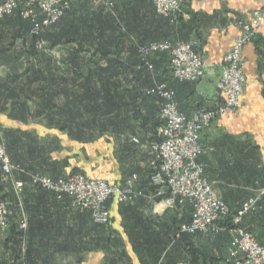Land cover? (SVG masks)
Listing matches in <instances>:
<instances>
[{
	"label": "crops",
	"instance_id": "crops-1",
	"mask_svg": "<svg viewBox=\"0 0 264 264\" xmlns=\"http://www.w3.org/2000/svg\"><path fill=\"white\" fill-rule=\"evenodd\" d=\"M125 8L131 30V39L126 45L129 48H136L134 42L147 44L154 40L174 43L192 40L196 43L206 66L200 82L173 81L165 56H161L157 64L161 73L157 79L171 83L180 111L191 114L197 108H216L223 103L218 89L223 57L242 33L238 22L250 21L256 10L264 8V0H196L183 9L175 24L155 14L152 0H132ZM52 31L54 27L48 33ZM37 42L19 16L0 21V68L7 70L0 76V126L5 139L11 143L9 154L13 161L56 178L83 171L111 184H121L129 175L137 173L141 177L140 187L151 192L147 180L151 159L149 146L159 116L157 101L150 98L141 107L148 117L146 125L143 126L142 121H129L124 129L112 128L100 137L96 133L93 142H78L68 132L59 131L62 124L58 115L71 107L72 92L79 93V85L84 81V75L72 72L69 58L72 45L50 47V56L43 57L38 53ZM59 47L58 53L62 56L56 57L54 50ZM245 58L247 84L239 114L226 113L202 134L207 153L201 162L206 166V176L232 205L237 196L230 199L231 193L253 195L256 186L264 187V22L258 28L256 39L245 47ZM38 60L41 66L36 64ZM84 64L77 63L79 68ZM152 81L149 74L139 80L144 87ZM73 82H77L78 87L72 86ZM134 137L138 138V144L131 141ZM1 179L0 202L10 203L18 231H21V221L27 220L32 257L38 264H108L109 259L111 264H144L133 252L127 237L130 224L135 222L129 215L133 212L140 220L134 225L135 232L144 231L146 225L149 233L161 235L174 224L175 211L182 213L188 209L191 216L189 207L168 209L151 199L127 205L114 201L111 205V244L104 246L107 234L94 233L100 247L95 243L96 249L86 252L80 247V242L85 243L92 237L86 230V212L72 211L66 202L55 201L54 195L32 186L27 180L26 188L18 197L13 185ZM254 179L258 182L253 184ZM126 207L133 211L124 213ZM248 218L244 221L245 227L249 225ZM6 241L7 234L0 238V264H14L15 254L8 249L10 242ZM70 241L78 245L70 247ZM229 245L230 236L226 233L216 237L198 234L187 239L183 247L168 258L162 255L156 264H186L189 257L203 264H225Z\"/></svg>",
	"mask_w": 264,
	"mask_h": 264
},
{
	"label": "built area",
	"instance_id": "built-area-1",
	"mask_svg": "<svg viewBox=\"0 0 264 264\" xmlns=\"http://www.w3.org/2000/svg\"><path fill=\"white\" fill-rule=\"evenodd\" d=\"M113 7L116 1L96 0ZM72 0H4L0 4V21L14 14L29 25V34L40 37L67 17ZM191 0H153L158 17L175 24L180 9ZM250 21L240 20L241 35L223 57V66L218 82L223 103L216 108L200 107L191 114L180 111L176 101V91L168 81L157 79L154 60L161 54L168 56L167 68L173 81L177 83H198L205 75V60L197 50L194 41L170 42L154 41L137 46L138 71L153 78V85L144 91L148 98L159 104L160 127L149 146L150 164L147 180L151 192L141 187V177L132 173L121 184H111L102 178L82 173H74L65 178H54L47 173L32 171L12 161L6 147L4 132L0 126V173L4 181L13 185L19 197L29 182L67 202L72 211L88 212L96 225L111 223V202L134 204L139 200L159 201L168 209H191V220L181 225L180 234L230 236V245L225 264H264V245L260 244L244 226L247 216L264 210V187L253 189V195L246 199L227 224L230 208L206 176V166L201 158L207 149L202 134L226 113L237 115L247 84L244 72L245 47L258 35V28L264 22V10ZM138 144L137 137L131 139ZM28 182H27V181ZM14 214L7 201L0 202V238L10 229ZM24 232L28 229L27 220L20 223ZM186 264H193L188 261ZM203 264V263H197Z\"/></svg>",
	"mask_w": 264,
	"mask_h": 264
},
{
	"label": "trees",
	"instance_id": "trees-1",
	"mask_svg": "<svg viewBox=\"0 0 264 264\" xmlns=\"http://www.w3.org/2000/svg\"><path fill=\"white\" fill-rule=\"evenodd\" d=\"M67 17L62 19L57 25L53 26L54 31L49 33L47 32L45 35L47 34L49 35V41L53 47L63 44L64 45L69 44L75 46V48L72 49L71 54L69 56L70 62L71 64H73L72 72L74 74L84 75V81L82 82L84 85H82L83 88L79 87V89L81 90L78 93V95L75 97L76 99L72 98L73 95L71 96L70 99H75L73 100V103L71 102L72 100H70L71 107L67 108L64 111V113L58 114L60 118V122L62 124V126H60L59 128V131L68 132L69 136L77 140L78 142L88 143V142H93L95 140L96 133L100 137L105 133L109 132L112 128H115V130L124 129L126 128L125 127L126 123L129 121H136V122L142 121V123H144L142 125L143 126L146 125L148 123V117L144 116V114L142 113L140 101L143 98L150 99L144 95V91L153 85V81L147 87H144V84L139 82V80L147 73H143L142 71H138L136 69L137 66L139 65L137 48H131V47L129 48L126 46L127 44L125 43L124 45V43L121 42V40H119L116 43H113V40L112 41L110 40L111 44L109 47L108 38L105 35V33L103 34L102 31L104 27L103 28L100 27L101 32H99V36H97V39L92 36V34H94V30L91 31V35H90L91 41L89 43L90 45H93L95 47V49L97 50L95 53L97 55L101 57L106 56L108 59L110 58L111 59L108 60L104 65L103 63L96 62V66L90 69L86 68L88 67V65L86 64H84V67L82 66L81 68H79L77 63L84 61V58H81L82 54L91 51L90 50L91 48L86 49V46H84L82 41L78 40L77 38H74L75 31L72 29L73 27L71 25L63 26L65 28H61L62 25L58 26L62 21L66 20ZM121 19L127 22L128 24L127 28L130 29L129 20L127 16H120L119 20ZM115 20L117 21L116 18ZM21 22L27 27H29L28 23L22 20ZM129 32L131 33V30H129ZM72 33L73 36H71ZM43 36L33 37V38L35 42H37L38 40H42ZM98 37L100 38V40L103 39L104 40L101 41L99 44H96V42H98ZM94 38H95V42H93ZM154 41L160 42L161 40H154ZM140 44H144V43L141 42ZM34 46L35 45H33V47ZM112 47L114 50L111 49ZM81 49H85L86 52L84 51L82 52ZM126 51L127 54L125 55ZM161 56L162 57L165 56L166 62L168 61V56L166 54L159 55L158 58L153 61L156 68L158 67L157 64L160 63V60L162 59ZM94 59H92L93 65L95 64ZM95 73L97 74L93 75ZM95 78L99 80L97 81V85H98L97 87L92 86V81H94ZM162 81L165 80L162 79ZM132 83L134 84L133 87L131 89H128L127 85L129 84L132 85ZM123 108H125L126 111ZM160 125L161 124L157 119V122H155L154 124V133L151 137V141L155 139L157 130L160 127ZM6 147L9 154L11 143H9L8 140H6ZM11 159L13 161V157H11ZM15 163L24 166L21 162H15ZM79 172L87 175L83 171H79ZM257 182L258 181L256 179L253 180V184ZM235 196H237V199H235L236 202L233 205L229 201L223 198L224 201L229 206L231 212V215L227 218V220H225V223L227 224L230 222L233 214L237 211L240 205L246 199L251 197L252 194L251 195L247 194L245 196L243 195L242 197L238 195V193H231L230 199L235 198ZM53 197L55 201H58L55 196ZM113 203L114 201L111 202V205ZM132 211L133 210L130 207L124 208V213L126 214L128 212L131 213ZM175 212H176L174 216L175 222L171 227H168V229H166L167 231L164 233V235L155 232L149 233L147 231L148 227L146 225H144L143 228L144 231L135 232L134 225L135 224L137 225L138 222H140V220H138L139 219L138 216L135 215L133 212L129 215L131 218L135 219V222L134 225H132V223L130 224L132 227L131 230L127 233V237L131 244V248L133 252L137 254L140 262H143L144 264H156L160 261L162 255H165L168 258L169 255H171L173 252L179 250L181 246L183 247L187 239L194 237L188 234H181L179 237H177V235L180 234L181 225L185 223H189L191 220V216H190V211L188 209L184 210L182 213L178 211ZM256 212L259 214H264V211H256ZM85 214L87 216V224H88L86 230L88 232L89 231L91 232L90 235L89 234L88 235L89 237L90 236L92 237H90L91 239L89 238L85 243L80 242V247L82 250L88 252V251H92L93 249H96V247H100L99 243H97L94 239V233H102L104 235L107 234L108 238L110 237L111 234H110V224L107 226L96 225L92 222L90 214L88 212H86ZM29 231H30L29 226L26 232L22 230L18 231L16 224H14V216H13L11 220L10 229L7 233V241L10 242L8 249L12 250V252L15 254L16 262H18V263L14 262V264H38L37 262L35 263L32 257L33 247H32L31 239L29 238L30 236ZM108 238L107 240H104L103 243L104 246L109 247V245L111 244V240L110 238L109 239ZM95 243H96V247H95ZM68 244H70V247H74L78 245L75 244V242L73 241L68 242ZM103 248L105 249V247ZM128 258L129 257H127V259ZM129 261H131L130 258ZM188 261H190L193 264L199 263V261L192 259L190 257L189 259H187V262ZM43 262L45 263L47 262V260L45 259L43 260ZM111 263L112 262L109 259L108 264Z\"/></svg>",
	"mask_w": 264,
	"mask_h": 264
},
{
	"label": "rangeland",
	"instance_id": "rangeland-1",
	"mask_svg": "<svg viewBox=\"0 0 264 264\" xmlns=\"http://www.w3.org/2000/svg\"><path fill=\"white\" fill-rule=\"evenodd\" d=\"M194 1H196V0H191V2H189L187 5H184L180 9V11L175 14V16H179L182 13L183 9L187 6H189ZM131 2H132V0L116 1L114 6L110 7L107 4H104V3L96 1V0H72L71 10L66 15V16H68L67 19L62 21L58 26L62 25L61 28H65L63 26L71 25L73 27L72 29L76 32V33L74 32V34H75L74 38H77L78 40L82 41L84 46H86V49L91 48L90 49L91 51H88V52H86L85 49H81L82 52L83 51L86 52V53H83L81 56V58H84L83 62H86L85 64L88 65V67H86V68L90 69V68L95 67L96 62L103 63V65H104L108 60L111 59V58L108 59L106 56L101 57L95 53L97 50L95 49V47L93 45H90V43H89L91 41L90 35H91L92 30H94V34H92V36L97 39V36H99V32H101V28L104 27L106 30L103 28L102 31H103V34L105 33V35L108 38L109 47H110L112 40H113V43H116L119 40H121V42H123L125 45V43L127 44V40L131 39V36L129 35V33H130L129 29L127 28L128 27L127 22L125 20L123 21V19L119 20L120 17L117 19V21L115 20V18H117L116 16H125V14H124V11L126 10L125 7L127 4H130ZM152 5H153V9H154L155 14L157 16H159L155 10L153 0H152ZM118 10H119V12H118ZM262 10H264V8L256 10L252 16H257L256 14H258ZM13 16H21V15L19 13L18 14L16 13ZM100 19H101V21H100ZM112 21H113V23H112ZM115 28H117V29H115ZM79 31H80V33H79ZM105 31H107V32H105ZM45 34H44V36L42 35L43 39L38 40V42H37V47L39 48L37 50L39 52V55H41L43 57L44 56L47 57L48 54L50 56V54H51L50 47H53L52 45H50L51 43L49 41V35L48 34L45 35ZM71 36H73V33ZM95 38H94L93 42H95ZM103 40H100V38L98 37V42H96V44H99ZM134 43L136 44L135 47L137 48V46L140 45L141 42H139V43L134 42ZM59 48L54 50V56H56V57L62 56V53H58L61 50V48L60 49ZM73 48H75V46L72 45V49ZM111 49H113V47ZM92 59H94V63H95L94 65L92 63ZM36 64H37V66H41V64L39 63V60H38V63H36ZM19 66H15V67L12 66V67L18 69V68H20ZM6 73H7V70H5L4 68H0V76H4ZM156 73L158 76L161 74L157 68H156ZM96 74L97 73H95L93 75H96ZM97 81H99V80L94 79V81H92V86L97 87L98 86ZM74 85H76L78 87L79 84L77 82H73L72 86H74ZM82 85H84V84L81 82V84L79 85L80 88H83ZM72 95H73L72 98H75L78 95V92H75V93L72 92ZM75 99H71L72 100L71 102L73 103V100H75ZM147 101H148V99H146V98L141 99L140 106L142 107V105H144ZM123 109H125V108H123ZM125 111H126V109H125ZM0 178H2V177H0ZM54 178H56V177H54ZM59 178H65V177H59ZM1 180L3 182H6L3 180V178ZM250 215L248 218V222H249L250 226L246 225V228L254 236V238H256V240L260 244L264 245V214H259L255 211ZM208 239L209 238H207L206 240H208Z\"/></svg>",
	"mask_w": 264,
	"mask_h": 264
}]
</instances>
